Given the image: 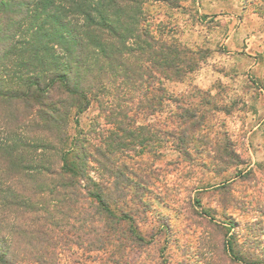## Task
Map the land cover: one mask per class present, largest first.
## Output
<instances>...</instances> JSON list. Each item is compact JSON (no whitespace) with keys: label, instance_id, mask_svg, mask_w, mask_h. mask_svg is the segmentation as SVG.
<instances>
[{"label":"trees","instance_id":"obj_1","mask_svg":"<svg viewBox=\"0 0 264 264\" xmlns=\"http://www.w3.org/2000/svg\"><path fill=\"white\" fill-rule=\"evenodd\" d=\"M146 1L180 6V0H0V109L11 120L0 126V264H52L54 236L90 250H105L108 239H141L123 208L142 201L145 182L131 179L115 155L164 139L137 116L154 113L163 80L192 65L188 49L149 31ZM122 87L136 94L133 107L104 98ZM92 99L113 107L107 115L113 129L89 150L67 128ZM192 106H182L180 115L197 118ZM185 134L179 132L180 142ZM90 159L103 170L98 179L88 174ZM121 222L127 229L118 228Z\"/></svg>","mask_w":264,"mask_h":264},{"label":"rangeland","instance_id":"obj_2","mask_svg":"<svg viewBox=\"0 0 264 264\" xmlns=\"http://www.w3.org/2000/svg\"><path fill=\"white\" fill-rule=\"evenodd\" d=\"M143 12L153 36L184 46L192 65L163 80L165 94L154 113L137 116L164 139L115 155L131 179L145 182L142 203L123 208L141 239H108L105 250H90L70 235L68 242L54 236L50 262L264 264V0H180L177 8L146 1ZM103 95L122 107H133L136 98L126 87ZM195 104L197 118L180 115L182 106ZM110 108L92 99L70 119V139L93 149L113 129ZM1 114V128L11 124ZM87 170L94 179L103 174L91 159ZM226 236H232V253Z\"/></svg>","mask_w":264,"mask_h":264}]
</instances>
